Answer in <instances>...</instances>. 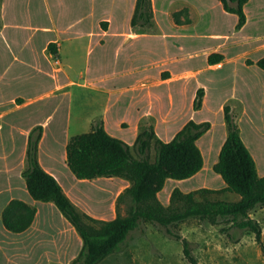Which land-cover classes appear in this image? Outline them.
Segmentation results:
<instances>
[{
	"label": "crops",
	"instance_id": "0c3cea01",
	"mask_svg": "<svg viewBox=\"0 0 264 264\" xmlns=\"http://www.w3.org/2000/svg\"><path fill=\"white\" fill-rule=\"evenodd\" d=\"M117 1L120 11L116 19L115 15L109 16L106 13L97 15V7L94 6L64 23L58 21L61 14L56 12L55 0H0V264H70L82 247L81 237L54 203L36 200L28 193L22 171L26 165L27 140L32 127L42 126L37 146L40 166L57 180L78 210L97 219L110 220L117 214L115 203L118 194L130 182L119 176H99L92 179H78L74 176L66 163L65 145L69 136L87 132L75 129L76 123L85 121L90 126L94 119L100 118L108 134L132 145L147 119L152 124L155 135L163 141H169L188 120L208 121L203 111L219 115L227 102H230L231 110H235L232 103L238 104L237 111L240 112L241 120L248 107H259L264 112V69L255 64L256 60L264 56V35L254 38L250 43L251 49L244 50L239 58L226 55L224 48L227 46L215 41L221 34L214 32L208 37L214 42L208 40L204 51H200L202 47L197 46L194 41L186 42L191 36L185 33V29L193 23V14L199 9L198 2L201 0H180L182 5L167 9L166 14L170 19L167 27L162 26L157 15L160 10L156 8L154 0H151L156 28L158 31L163 29L161 37L167 38L162 40L164 54L154 58L153 42L148 46L141 42L153 39L155 33L137 32L130 25L136 0ZM249 1L243 5L245 23L235 29L236 14L225 11L217 0L222 14L232 17L233 28L238 33L247 24L245 7ZM183 7L188 9L190 22L176 24L171 13ZM90 15L94 17L91 21ZM100 21H106L107 24L101 26ZM171 38H177L178 43L174 44L170 41ZM82 40L94 43L99 50L113 43L117 65L120 64V59L132 65L125 69L117 67L116 70L96 78L108 84L95 86L108 95V102L97 114L91 116H83L81 113L76 115L73 108L72 88L88 85L85 80H74L69 71L73 50L78 48ZM50 42L55 43V57L47 49ZM191 42L194 44H190ZM250 51L256 55L249 56ZM99 52L96 58L98 65L102 64L101 56L99 57L102 51ZM211 52L223 54L222 60L208 64L206 58ZM201 53L205 65H195L193 60ZM246 59L252 60V63L247 64ZM225 65L232 66V75L238 80L230 94L221 98L213 109L209 87L201 75L204 71L220 70ZM118 74L133 76L126 85V90L131 93L122 108L116 107L109 97V94L121 88L114 85ZM253 75L259 82V89H254L247 80ZM199 87L203 88L204 94L201 106L194 109L192 103ZM220 122L219 120L218 123ZM215 124L211 122L210 127L196 140L203 157L200 170L184 179H165L163 187L157 192L163 205H168L170 193L175 187L183 192L201 187H225L222 178L216 179L218 186L210 185L208 181L196 183L205 169L212 170L226 138L223 121L219 139H212L208 147L202 149L204 142L200 145L201 139L212 131ZM72 125L75 127L71 134ZM239 134L255 161L258 175H264V139L254 147L245 138L241 128ZM168 181L171 182L169 189L163 190ZM94 188L102 192L97 198L92 194ZM12 199L22 200L36 209L32 222L21 232H12L2 223V210ZM124 213L122 211L121 214ZM249 215L254 218L252 212ZM255 219L259 221L258 217ZM261 229L264 241L262 225Z\"/></svg>",
	"mask_w": 264,
	"mask_h": 264
},
{
	"label": "trees",
	"instance_id": "16d2710c",
	"mask_svg": "<svg viewBox=\"0 0 264 264\" xmlns=\"http://www.w3.org/2000/svg\"><path fill=\"white\" fill-rule=\"evenodd\" d=\"M219 1L225 11L236 14L235 29H239L246 20L243 5L248 0ZM171 16L176 24L190 22L186 7L173 11ZM101 24L105 26L107 22L101 21ZM130 25L137 32L156 30L151 0L135 1ZM47 49L54 57L57 56L55 43L50 42ZM222 58L223 54L211 52L206 61L208 64H214ZM245 62L250 64L252 60L246 59ZM255 64L264 69V56L256 60ZM203 94V88L196 89L192 103L194 109L201 106ZM223 117L226 138L212 169L221 176L225 187H201L188 192L175 187L166 206L157 197L165 179H184L202 167L203 157L196 140L210 127L208 121L188 120L169 141L158 138L152 124L143 123L132 144L136 156L132 154L130 145L107 133L100 118L92 121L89 131L69 136L65 145L66 163L76 178L119 176L130 182L129 186L118 194L117 214L110 220L97 219L78 210L57 180L40 166L37 146L42 126L32 127L28 134L26 165L22 176L30 196L36 200L54 203L81 237L82 247L70 264L100 263L108 255L119 250L130 231L142 221L153 223L164 233L181 239L185 256L191 264H197L189 249V240L174 230L177 223L191 217L212 224L218 223L219 220L229 222V226L223 227L222 231L233 228L234 241H238L239 231L251 232L264 255L261 225L249 215L255 207L264 206V175H258L255 161L240 137L228 103L223 106ZM151 145L154 148L153 160L148 156ZM223 191L236 193L239 198L234 201L196 198V195ZM122 201L127 202L124 214L118 211ZM35 212L34 206L19 199H12L2 210V223L12 232H21L30 225Z\"/></svg>",
	"mask_w": 264,
	"mask_h": 264
},
{
	"label": "rangeland",
	"instance_id": "374dc122",
	"mask_svg": "<svg viewBox=\"0 0 264 264\" xmlns=\"http://www.w3.org/2000/svg\"><path fill=\"white\" fill-rule=\"evenodd\" d=\"M154 4L160 10L157 12V15L162 26L167 27L170 20L169 15L166 14L167 9L179 7L183 2L180 0H154ZM198 4L199 9L193 14V23L185 29V33L191 36L186 42L194 41L197 46L200 45L202 47L200 51H204L208 40L211 43L214 42L213 39L208 38L210 33L214 32L221 34V37L215 41L227 46L224 48L226 55L229 57L238 56L239 58L240 53L244 52V50L251 49L249 48L250 43L254 38L264 35V0H250L246 4L247 24L239 33L233 28L232 17L222 14L217 0H201ZM94 6L97 7V15L106 13L109 16L115 15V19L120 11L117 0H55V7L58 10L56 12L57 14H61L58 16V21L64 23L79 17L82 13H85L86 9H91ZM93 18V15H90L89 20L91 21ZM99 23L103 26L101 21ZM162 30L158 31L156 28L153 31L155 33L153 39H144L141 42L142 45L146 43L147 46L153 42L154 58L164 54V49L161 47L163 44L162 40H166L167 38L161 37ZM170 41H173L174 44L178 43L177 38H171ZM190 44L194 43L191 42ZM113 47V43H110L103 48V52L94 43L89 44L88 41L82 40L78 48L75 51L73 50V56L70 60L71 69L69 71L74 80L80 82L85 80L88 82V85L72 88L73 108L76 115L77 113H81L83 116L97 114L101 107L108 102V95L102 93L95 87L97 85H108L104 84V80L96 79L98 76L104 73H110L112 70H116L117 67L125 69L132 66L131 63L122 62L121 59L120 64L117 65L113 54ZM99 51H102V55H99L102 59V64L100 65L96 64ZM255 55V52L250 51L249 56L253 57ZM193 63L198 66L205 65L202 53L193 60ZM232 74L233 69L231 65H225L217 71H204L202 73L201 78L209 87V97L212 101L213 109L216 108L219 100L228 96L231 89L235 87L236 80L238 79L234 78ZM132 79L133 76L131 74H118L115 77L114 85L116 87L121 86V88L119 91L109 94V97L116 107L122 108L127 102L131 91L126 90V85ZM247 80L251 82L254 89L260 88L259 85L257 86L259 82L254 75L247 78ZM227 103L229 104L230 102ZM232 104L235 106L232 114L237 127L243 130L245 138L249 139L255 147L256 144H259L264 139V122H262L264 112H262V108L254 106L248 107L247 113L241 120L239 117L240 112L237 111L239 108L238 104ZM203 113L207 115L209 123H216L212 131L200 141V145L201 142H204V145L201 147L205 149L210 144L209 142H212V139L214 141L219 139L222 130L220 126L224 119L223 111L219 115H215V112L211 113L206 110ZM219 120L221 121L220 123H218ZM145 123H150V121L147 119ZM75 126V129L88 131L91 125L88 126L85 121H79ZM74 127L73 125L70 127L71 134L74 133ZM130 149L132 154L136 156L135 149L132 148V145H130ZM148 156L150 160H153V145L149 148ZM217 174L213 169L211 171L205 169L202 175L198 177L199 180L196 183L208 181L210 185L218 186L216 179L220 178L219 180H221V176L218 177ZM170 183L168 181L164 185L163 190H168ZM92 190L94 191L92 194L95 198L102 194L96 188ZM162 194L161 196L164 198V193ZM238 197V194L226 191L196 195V198L200 200L223 199L234 201ZM126 206V201L120 202L119 213H122V211L125 212ZM250 212H252L254 218H259L260 222H258L262 225L264 231V208L257 206ZM228 226L229 222L225 220H219L218 223L212 224L191 217L177 223L174 230L189 240V249L196 259L197 264H264V255L260 250L259 244L255 241L253 234L246 230H238L239 239L238 241H234L232 239V234H234L233 228H230L228 231H222L223 227L226 228ZM127 262H133L134 264H191L185 256L181 239L164 233L160 227L153 223L144 221L140 222L134 230L130 231L119 250L108 255L98 264H125Z\"/></svg>",
	"mask_w": 264,
	"mask_h": 264
}]
</instances>
